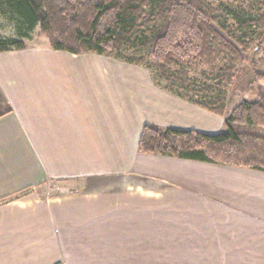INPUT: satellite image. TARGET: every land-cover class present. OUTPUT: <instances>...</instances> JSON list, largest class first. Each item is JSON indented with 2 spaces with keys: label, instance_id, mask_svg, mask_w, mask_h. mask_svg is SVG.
<instances>
[{
  "label": "crops",
  "instance_id": "obj_1",
  "mask_svg": "<svg viewBox=\"0 0 264 264\" xmlns=\"http://www.w3.org/2000/svg\"><path fill=\"white\" fill-rule=\"evenodd\" d=\"M164 97L104 55L0 52V264H264L263 172L139 151L146 124L223 129ZM198 163L246 176L181 175ZM50 181L59 194L41 192Z\"/></svg>",
  "mask_w": 264,
  "mask_h": 264
},
{
  "label": "trees",
  "instance_id": "obj_2",
  "mask_svg": "<svg viewBox=\"0 0 264 264\" xmlns=\"http://www.w3.org/2000/svg\"><path fill=\"white\" fill-rule=\"evenodd\" d=\"M253 1L225 13L218 0H0V14L20 38L40 27L55 50L151 68L161 89L224 118L215 134L146 124L140 152L264 173V92L227 113V91L238 82L264 85L255 66L264 65V0ZM25 46L0 34V52ZM251 49L262 56L243 79Z\"/></svg>",
  "mask_w": 264,
  "mask_h": 264
},
{
  "label": "rangeland",
  "instance_id": "obj_3",
  "mask_svg": "<svg viewBox=\"0 0 264 264\" xmlns=\"http://www.w3.org/2000/svg\"><path fill=\"white\" fill-rule=\"evenodd\" d=\"M223 4V9L225 13L231 12L236 10L240 11L242 8L249 7V4L251 0H218ZM253 2H258V0H254ZM249 11V9H248ZM234 20L230 18V22H233ZM235 22V21H234ZM0 34L3 37L7 38H16L20 42L24 43L25 45H37L42 42H48V38L45 34L42 33L40 27L36 28L33 32L30 33V37H18V32H17V27H16V22L12 21L9 17L0 14ZM262 56V52L256 49H251L250 51L244 52L243 57H244V62L242 63V66H244V77L243 79H247L253 68V61H258V59ZM57 62L55 61L54 64ZM260 63V62H259ZM257 62L256 68L264 70V65L259 64ZM59 64V63H58ZM86 67H96V70H98L97 65L95 64H88ZM143 67V66H142ZM145 72L149 74V78L151 81L156 84L153 81L154 75H156V72L147 67H143ZM102 80H103V73L101 72ZM84 77L88 82L92 81L95 79L94 77V69H92L90 72H87L84 74ZM242 81V82H241ZM237 83V85L227 91V113H230V111L237 105L242 99L247 98V99H255L258 98L261 92H264V85L262 86L259 85L258 82L253 83V86H245L243 83V80ZM163 90V89H162ZM165 91V90H164ZM165 100H185L180 98L179 96L172 94L170 92L165 91ZM202 108V107H200ZM222 118V117H221ZM224 120V118H223ZM224 122V121H223ZM224 127V125H223ZM207 163V162H206ZM188 165L184 168H181V175L185 177H218V176H230V175H237V176H246V173H238L234 171H218V170H212L211 168H208L205 165ZM216 164V163H214ZM222 165V164H218ZM192 166H195L197 169H192ZM226 166V165H223ZM232 167V166H230ZM240 168V167H238ZM246 169V168H245ZM252 170V169H250ZM254 171V170H253ZM256 171V170H255ZM61 182L59 181H50L48 184H45L41 187V192L44 193V189L48 191V194H59L60 193V188H61Z\"/></svg>",
  "mask_w": 264,
  "mask_h": 264
}]
</instances>
